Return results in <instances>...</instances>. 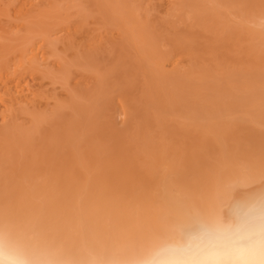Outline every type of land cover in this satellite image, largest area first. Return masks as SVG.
Here are the masks:
<instances>
[{"label": "bare ground", "instance_id": "6f19581e", "mask_svg": "<svg viewBox=\"0 0 264 264\" xmlns=\"http://www.w3.org/2000/svg\"><path fill=\"white\" fill-rule=\"evenodd\" d=\"M257 233L264 0H0L9 264H236Z\"/></svg>", "mask_w": 264, "mask_h": 264}, {"label": "clouds", "instance_id": "9594fccd", "mask_svg": "<svg viewBox=\"0 0 264 264\" xmlns=\"http://www.w3.org/2000/svg\"><path fill=\"white\" fill-rule=\"evenodd\" d=\"M249 243L256 251V255L250 261L236 262V264H264V235L257 233L253 238H250ZM0 264H9L2 253H0Z\"/></svg>", "mask_w": 264, "mask_h": 264}, {"label": "rangeland", "instance_id": "374dc122", "mask_svg": "<svg viewBox=\"0 0 264 264\" xmlns=\"http://www.w3.org/2000/svg\"><path fill=\"white\" fill-rule=\"evenodd\" d=\"M102 54H103V53H102ZM102 54H101V55H102ZM103 56H104V54H103ZM103 56H102V57H103ZM102 57H100V58H102ZM98 58H99V56H98ZM96 61H99V60H97V57H96ZM50 84H51V83H48V81H47V82L45 81V84H44V85H46V86H44V87H47V88H45V89H46L48 92H47L45 89H44V90L47 92V95H49V92H53V88H54V91H55V90H56V87L58 88V86H59L58 83H56L55 86H53L52 84L50 85ZM48 85H49V86H48ZM50 86H53V88L50 87ZM49 87L52 88V89H50ZM58 90L61 92L60 87L57 89V92L55 93V95H56V94H59V93H58V92H59ZM50 94L53 95L54 93H53V94L50 93ZM60 94H61V93H60ZM55 95H53V96H55ZM58 97H60V96H58ZM118 119H119V118L116 119V122H117V123H116L115 125H116V127H117L118 129H123L124 126L122 125L121 120H118ZM254 132H255V131H254Z\"/></svg>", "mask_w": 264, "mask_h": 264}]
</instances>
